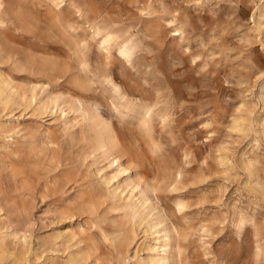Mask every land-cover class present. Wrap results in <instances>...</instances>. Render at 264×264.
<instances>
[{"label": "rangeland", "instance_id": "374dc122", "mask_svg": "<svg viewBox=\"0 0 264 264\" xmlns=\"http://www.w3.org/2000/svg\"><path fill=\"white\" fill-rule=\"evenodd\" d=\"M258 7L2 0L0 264H264Z\"/></svg>", "mask_w": 264, "mask_h": 264}, {"label": "bare ground", "instance_id": "6f19581e", "mask_svg": "<svg viewBox=\"0 0 264 264\" xmlns=\"http://www.w3.org/2000/svg\"><path fill=\"white\" fill-rule=\"evenodd\" d=\"M51 1L52 2H56L57 0H51ZM73 4L70 5L72 8H74V5ZM1 7H2V0H0V8ZM258 9L260 10V12L263 13L261 19L264 22V7H263V9H261L260 7H258ZM76 13L78 14V17H80L81 19H83V15H82V13L78 9H77V12ZM2 23L3 22H2V20L0 18V25ZM88 26H89V30H91L93 36H97V37L98 36H101L100 44L103 46V48H104V50L106 51L107 54L110 53V49L112 48L111 47V44L114 43L112 34L109 31H105V30L101 29L98 26H95V25H92V24H89ZM258 30H259V33L260 34H263L264 33V23H260ZM115 45L117 47V49H116L117 53L119 55H121L122 57H124L125 59H128L129 58L130 52L132 51V49L135 48V45L133 43L132 44H126L125 43L123 45H117V44H115ZM110 85H111L112 89H118L119 90L118 86H116L115 84L110 83ZM120 97H121L120 94H118V98H120ZM78 103H80V102H78ZM61 111L64 112L63 110H61ZM82 111L84 112V115L85 114L86 115H89V110L86 107L83 106L82 107ZM145 114L148 116V118H150L151 117V114H152L151 113V110L147 109L145 111ZM102 140L103 141L99 145V149L102 151V153L105 154V155L106 154H110V155L113 154L111 151H112V149H114L117 146L116 137L112 134L111 128L107 124L104 125V127H103V139ZM119 160H120V158L114 157L113 161L110 162V165H112L113 163H118ZM178 179H180V174L177 175V180ZM107 181L108 182L111 181V178L110 179H107ZM134 191H135V188H131L128 198H130V197H136L134 195ZM120 195H122V193ZM119 197L122 198V196H119ZM138 200L139 199L137 198L136 201H138ZM138 202H140V201H138ZM155 233H157V232L155 231ZM157 235L158 234H156V236H151L149 238V241L152 242V243H156L157 242ZM163 261H164V258H161V259H158L157 261H152L151 264H160Z\"/></svg>", "mask_w": 264, "mask_h": 264}]
</instances>
